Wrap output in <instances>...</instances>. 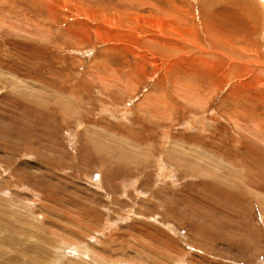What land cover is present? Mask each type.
I'll use <instances>...</instances> for the list:
<instances>
[{"label":"rangeland","instance_id":"1","mask_svg":"<svg viewBox=\"0 0 264 264\" xmlns=\"http://www.w3.org/2000/svg\"><path fill=\"white\" fill-rule=\"evenodd\" d=\"M0 198V264H264V0H0Z\"/></svg>","mask_w":264,"mask_h":264},{"label":"bare ground","instance_id":"2","mask_svg":"<svg viewBox=\"0 0 264 264\" xmlns=\"http://www.w3.org/2000/svg\"><path fill=\"white\" fill-rule=\"evenodd\" d=\"M228 1V0H227ZM215 3V2H214ZM217 3V2H216ZM221 4V3H220ZM217 5V4H216ZM246 5V4H245ZM237 6V5H236ZM125 8V7H124ZM207 8V7H206ZM208 8H212V6L210 5V6H208ZM80 9V8H79ZM218 9V8H217ZM220 9H225V7L224 8H220ZM220 9H218V10H220ZM235 9V8H234ZM234 9H232V8H230V10H229V12L231 11V12H233L232 14L231 13H227L228 12V10L227 11H225V10H223V11H217L216 9H213V10H209V9H205V10H203L204 11V16H202L203 17V20L204 21H206L205 20V12L206 13H209V15H211V16H220V17H223V19H226L228 22H230V23H232L233 24V22L235 21V17H241V15L243 16V14H240L239 12H238V10H234ZM246 9V8H245ZM117 11V10H116ZM235 11V12H234ZM247 11V10H246ZM262 13H263V11H262ZM203 15V14H202ZM234 16V17H233ZM120 17V16H119ZM232 17H233V19H232ZM128 19V18H127ZM130 20V19H129ZM106 21V20H105ZM263 21V20H262ZM152 23V22H151ZM206 23V22H205ZM205 23H204V25H205ZM156 24H157V22H156ZM246 25H247V23H246ZM113 26V25H112ZM205 26H207V27H205ZM204 27H205V30H206V34L208 35V37H209V35H210V38H213L214 39V37H211V36H216L217 34H221V30H222V28H223V26H220V25H218L216 22H214V21H211V22H207V24L205 25ZM239 27H243V28H245L243 25H241V26H239ZM239 27L237 28L236 26H234V28L232 27V28H230V29H228L227 31L226 30H224V31H226V32H228L229 34L228 35H233V36H235V39H238V37H236V36H239L238 34H239V31H238V29H239ZM135 28V27H134ZM158 28V27H157ZM156 28V29H157ZM160 28H161V26H160ZM160 28H159V30H160ZM253 28V27H252ZM258 28V27H257ZM167 29V28H166ZM189 29V28H188ZM136 30V29H135ZM151 30V29H150ZM163 30V29H162ZM256 30V29H255ZM254 30V31H255ZM174 31V30H173ZM223 31V30H222ZM247 31V30H246ZM156 32V31H155ZM170 31H168V33H169ZM176 32V31H175ZM190 32V31H189ZM249 32H251V31H249ZM131 33V32H130ZM162 33V32H161ZM174 33V32H173ZM223 33V32H222ZM162 34H164V33H162ZM178 34V33H177ZM203 34V33H202ZM213 34V35H212ZM154 35V34H153ZM158 35H161L160 33H158ZM165 35V34H164ZM168 35V34H167ZM176 35V34H175ZM180 35V36H179ZM178 36V38L179 39H181V40H184V41H186V39H187V37H183V34H179ZM218 35V36H219ZM225 35V34H224ZM224 35H223V38H224ZM141 36V35H140ZM166 36V35H165ZM220 36H222V35H220ZM161 37V36H160ZM163 37V36H162ZM173 37V36H172ZM217 37V36H216ZM247 37H251V36H247ZM142 38V37H141ZM175 38H177V37H175ZM207 38V37H206ZM210 38H209V40H210ZM219 38H222V37H219ZM223 38L221 39V41L223 40ZM234 38V37H233ZM151 39H153V37L152 38H149V37H145V39L143 38V39H141L140 41L141 42H143L144 41V43H142L143 44V48H146V47H148L147 49L148 50H150L151 52H156V51H162V49L164 48H160L161 47V45H159V41L157 42V41H154L155 39H153V40H151ZM161 39V38H160ZM213 39H211L212 41H213ZM217 38H215V40H214V45L217 43V45L219 44L218 42V40H216ZM227 40H228V42L229 43H231L232 41H229V40H232V37H231V39H228V38H226ZM225 39V40H226ZM246 39V38H245ZM159 40V39H158ZM168 40H169V38H168ZM171 40V39H170ZM188 40V39H187ZM227 40H226V43H227ZM151 41V42H150ZM176 41V40H175ZM190 41V40H189ZM197 41V40H196ZM216 41V42H215ZM246 41H248V38L246 39ZM134 42H136V41H133V43ZM153 42V43H152ZM155 42L156 43H158V46L155 48ZM167 42L168 41H166V44H167ZM192 42V41H191ZM202 42V41H201ZM153 45H152V44ZM169 43V45L171 44H173L172 42L170 43V42H168ZM203 43V42H202ZM211 43V42H210ZM213 43H211V44H213ZM232 43H234V40H233V42ZM256 43H257V41H256ZM261 43V42H260ZM134 44H136V43H134ZM141 44V45H142ZM165 44V43H164ZM165 44V45H166ZM175 44V43H174ZM173 44V45H174ZM193 44H197V43H193ZM210 44V45H211ZM130 45H132V43L130 44ZM145 45H146V47H145ZM153 47H152V46ZM178 44L176 43V46H177ZM187 45V44H186ZM185 45V46H186ZM217 45H215V46H217ZM220 46H221V44H219ZM223 45V44H222ZM227 45H228V43H227ZM230 46H231V44H229ZM228 45V47L225 45H223V46H221V48L222 47H225L224 49H226V52H230V51H228L227 49H231L232 48V46L230 47ZM138 46H140V45H138ZM162 46H164V45H162ZM178 46H180V45H178ZM177 46V47H178ZM185 46L183 47V48H185ZM201 46H203V45H201ZM233 46H235V43L233 44ZM122 47V46H121ZM126 47V46H125ZM135 47V46H134ZM168 47V46H167ZM204 47H206V46H204ZM211 47H213V46H211ZM227 47V48H226ZM230 47V48H229ZM128 48V47H127ZM140 48H141V46H140ZM179 49H181L182 47L180 46V47H178ZM177 48V49H178ZM216 48V47H215ZM218 48V47H217ZM129 49V48H128ZM137 49V48H136ZM170 49H172V48H170ZM173 49H175L174 47H173ZM176 49V50H177ZM196 49V48H195ZM233 49H237L236 47L235 48H233ZM240 49V45H239V48H238V50ZM138 50V49H137ZM136 50V51H137ZM199 50V49H198ZM237 50V51H238ZM241 50V49H240ZM178 51V50H177ZM176 51V52H177ZM185 51V50H184ZM231 51H233L232 49H231ZM236 51V50H235ZM139 52H140V49H139ZM144 52V54H145V52L146 51H142L141 53H143ZM169 52H171L172 53V51H169ZM175 52V51H174ZM183 52V51H182ZM234 52V51H233ZM254 52V51H253ZM133 53V52H132ZM141 53H138L139 55L141 54ZM147 53V52H146ZM162 53V52H161ZM160 52H159V54H161ZM164 53H165V51H164ZM163 53V54H164ZM180 53V52H179ZM187 53H189L188 51H187ZM186 53V54H187ZM238 53V52H237ZM237 53H235V54H237ZM135 54V53H134ZM155 54H157L158 55V53H155ZM162 54V55H163ZM172 54H174V53H172ZM176 54V53H175ZM182 54V53H181ZM180 54V55H181ZM185 54V53H184ZM231 54H234V53H231ZM234 54V55H235ZM240 54V53H239ZM143 55V54H142ZM146 55V54H145ZM161 55V56H162ZM171 55V54H170ZM169 55V56H170ZM183 55V54H182ZM181 55V57H183V58H180V60H185V61H189V62H198L197 61V59L195 58V57H193V56H191V57H186V55H183L182 56ZM238 55V54H237ZM169 56L167 57V58H169ZM171 56H173V55H171ZM170 56V57H171ZM228 56V55H227ZM254 56V55H253ZM164 57V56H163ZM174 59H177V58H174ZM200 59H201V57H200ZM200 59L198 58V60H199V62H200ZM203 59V58H202ZM201 59V60H202ZM242 59V58H241ZM257 59H258V57H257ZM262 59H263V57H262ZM142 60H143V58H142ZM178 60H179V58H178ZM205 60V59H204ZM208 60V59H207ZM210 60V59H209ZM165 61H166V59H165ZM164 61V62H165ZM168 61V60H167ZM170 61V60H169ZM168 61V62H169ZM231 61V60H230ZM253 61H255V60H253ZM260 60L258 59V62H259ZM174 62V61H173ZM175 62H176V60H175ZM250 62V61H249ZM251 62H252V60H251ZM163 63V62H162ZM167 63V62H166ZM171 63V62H170ZM169 63V65H167V67H168V69L170 68V66H171V64ZM201 63H202V61H201ZM236 63V62H235ZM234 63V64H235ZM256 63V62H255ZM174 63H172V65H173ZM192 64V63H191ZM204 65H207V66H209L210 67V65H209V63L208 64H206V61H205V63H203ZM219 64V63H218ZM252 64H253V62H252ZM258 64V63H257ZM137 65V64H136ZM175 65V64H174ZM174 65L172 66V67H174ZM239 65V64H238ZM176 66V65H175ZM159 67V66H158ZM208 67V68H209ZM210 68H212V65H211V67ZM187 69H189V68H187ZM252 69V68H251ZM207 70V69H206ZM250 70V69H249ZM194 71V70H193ZM192 71V72H193ZM247 71V70H246ZM248 72V71H247ZM167 73V72H166ZM260 74V73H259ZM175 83V82H174ZM184 85V84H183ZM187 98V97H186ZM225 180V179H224ZM1 199V198H0ZM31 207V206H30ZM16 211V210H15ZM78 230V229H77Z\"/></svg>","mask_w":264,"mask_h":264}]
</instances>
